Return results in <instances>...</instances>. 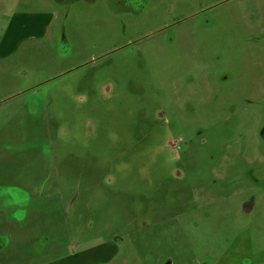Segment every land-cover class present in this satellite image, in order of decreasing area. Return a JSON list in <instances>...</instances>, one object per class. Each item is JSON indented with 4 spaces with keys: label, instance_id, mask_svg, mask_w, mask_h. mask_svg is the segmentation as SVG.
<instances>
[{
    "label": "rangeland",
    "instance_id": "rangeland-1",
    "mask_svg": "<svg viewBox=\"0 0 264 264\" xmlns=\"http://www.w3.org/2000/svg\"><path fill=\"white\" fill-rule=\"evenodd\" d=\"M261 37L264 0H0V264L263 263Z\"/></svg>",
    "mask_w": 264,
    "mask_h": 264
},
{
    "label": "flooded vegetation",
    "instance_id": "flooded-vegetation-1",
    "mask_svg": "<svg viewBox=\"0 0 264 264\" xmlns=\"http://www.w3.org/2000/svg\"><path fill=\"white\" fill-rule=\"evenodd\" d=\"M211 6H213V5H211ZM211 6L203 9V11L206 12L209 9H211V8L213 9L214 7H216L218 5H215L213 7H211ZM208 13H210V10H209V12L206 13V15ZM180 20L178 21V23L180 22ZM175 24H177V23H175ZM175 24L173 23L171 26H174ZM263 39H264V37H261V40H263ZM137 41H139V40H137ZM65 72H66L65 74L69 73L68 70ZM222 72L228 73L229 70L224 69ZM159 121L160 122L158 123V128H157L158 131L155 132L150 143L147 144V146L143 152V155H146V164H148V163L153 164L154 162L157 163V159L162 154H164L163 156L170 157V158L165 159V162L167 164V162L171 161L172 157L175 155L176 150L178 149V144L181 141V138L183 137L182 132L178 130V124L174 123L173 118L168 117L164 112L163 113L159 112ZM178 134H179V136L177 138ZM257 137L260 139L261 146L264 149V124L262 125L260 131H258ZM133 141L135 142V139H133ZM179 147H180L179 152L184 150L180 145H179ZM158 164H161V163H158ZM161 165H165V164L162 163ZM174 169H182V168L176 167ZM263 171H264V165L261 163L258 170H257L260 178H259V180L255 181L257 184L256 186H258L261 189H262V182L264 181ZM179 173L180 172H177L176 174L180 175ZM218 180H219V183L221 185H223L224 187H226L227 184H233V182H227L226 179H218ZM236 189L237 188H234V191ZM263 192H264V189H263ZM230 195L231 194H228V196H230ZM16 202H18V201H15L14 203L16 204ZM250 205L251 204H249V203L242 205L243 206L242 208H244V211H243L244 213H246V214L250 213V211L252 210L249 208ZM9 242H10L9 237L4 236V237L0 238V253H2V251L8 246ZM221 258H222L221 261L212 262L210 260H204V261H201L199 264H221L223 259H224V256H221Z\"/></svg>",
    "mask_w": 264,
    "mask_h": 264
},
{
    "label": "crops",
    "instance_id": "crops-1",
    "mask_svg": "<svg viewBox=\"0 0 264 264\" xmlns=\"http://www.w3.org/2000/svg\"><path fill=\"white\" fill-rule=\"evenodd\" d=\"M242 235H244V233H242ZM91 249H94L95 259H94V257H92V258H89L90 261H88L87 259H85L83 261L75 262V264H89V262H94V264H102L100 262V260L98 259V257H97V256H99V250L97 248L95 249V247H93ZM50 264H57V263H50ZM259 264H264V262L263 263H259Z\"/></svg>",
    "mask_w": 264,
    "mask_h": 264
},
{
    "label": "water",
    "instance_id": "water-1",
    "mask_svg": "<svg viewBox=\"0 0 264 264\" xmlns=\"http://www.w3.org/2000/svg\"><path fill=\"white\" fill-rule=\"evenodd\" d=\"M227 1V0H226Z\"/></svg>",
    "mask_w": 264,
    "mask_h": 264
}]
</instances>
